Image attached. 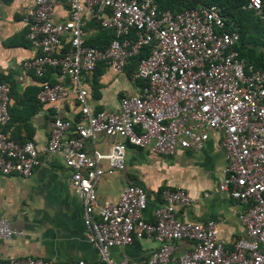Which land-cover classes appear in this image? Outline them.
<instances>
[{"label":"built area","instance_id":"1","mask_svg":"<svg viewBox=\"0 0 264 264\" xmlns=\"http://www.w3.org/2000/svg\"><path fill=\"white\" fill-rule=\"evenodd\" d=\"M32 2L23 21L26 40L37 54L22 62L23 76L31 73L38 80L57 73L55 82H40L36 95L41 105L55 109L43 153L62 156L69 184L83 205L86 237L99 253L98 261L76 264H264V70L240 56L239 33L227 25L220 8L202 4L174 13L159 11L155 0ZM58 2L68 8L67 19L59 22L53 19ZM262 8V0L243 6L257 14ZM90 21L114 34L104 47L86 44L84 27ZM141 52L146 56L133 75L143 82L138 91L122 96L116 112L93 108L88 83L97 66L123 73ZM10 93L11 84L0 81V175L28 177L44 162L34 141L19 142L5 130ZM71 93L81 114L75 122L57 111ZM210 132L218 134L225 161L217 191L243 206L238 219L245 235L231 245L219 237L215 219L177 217V206L192 200L182 188L161 191L152 220L143 216L147 193L135 184L125 185L117 201L98 203L96 185L106 173L102 164L123 171L128 145L160 156L198 152ZM98 134L122 141L102 152L95 146ZM21 235L0 217V240ZM146 236L159 244L146 261L111 258L113 247ZM175 241H190L193 248L174 255ZM0 264L53 263L11 256Z\"/></svg>","mask_w":264,"mask_h":264},{"label":"crops","instance_id":"2","mask_svg":"<svg viewBox=\"0 0 264 264\" xmlns=\"http://www.w3.org/2000/svg\"><path fill=\"white\" fill-rule=\"evenodd\" d=\"M32 5V0H0V76L13 82L10 93L12 118L5 130L18 140L34 141L44 162L28 177L0 175V217L23 232L21 236L0 240V260L11 256H33L53 264H76L79 260L93 263L99 260V253L86 237L84 209L69 184L70 171L61 155L46 156L43 153L55 109L36 105L32 92L26 93L27 89L38 84L31 73L23 76L21 69L24 60L37 54L26 40L23 21L25 11ZM67 17L66 4L58 2L53 19L59 22ZM86 29L88 35L95 30L90 26ZM21 77L23 81L19 79ZM56 78L55 71L46 75L51 82ZM89 78V102L96 110L106 112L118 111L120 98L136 93L141 86L131 71L116 73L104 64H99ZM70 85L68 82L69 88ZM57 109L60 117L74 122L80 120L79 106L72 93ZM114 141L122 139L98 134L95 146L107 152ZM217 141L218 134L210 132L202 150L179 151L170 156L155 155L128 145L123 171H110L107 164H102L106 173L96 185L98 203L117 201L125 185L135 184L147 193V208L143 216L152 220L154 210L162 202L160 189L182 188L192 200L177 206V217L192 222L215 219L219 237L231 245L245 235L238 219L243 206L217 191L225 165ZM86 148L91 151L92 143L87 142ZM205 193L209 195L205 196ZM173 244V253L177 256L193 248L190 241H175ZM158 247L157 241L146 236L130 245L113 247L110 256L116 260L125 256L133 262L146 261Z\"/></svg>","mask_w":264,"mask_h":264},{"label":"trees","instance_id":"3","mask_svg":"<svg viewBox=\"0 0 264 264\" xmlns=\"http://www.w3.org/2000/svg\"><path fill=\"white\" fill-rule=\"evenodd\" d=\"M155 2L159 11L162 12L169 10L174 13L202 4L217 5L226 19L227 25L230 27L233 26L239 33V42L236 48L240 56L247 64H252L256 68L264 70V0H262L263 8L260 14H257L254 10L243 9V6L246 5L249 0H155ZM88 26L95 28V30L89 35L86 29ZM84 32L86 33V44L92 46L104 47L114 38V34L111 31L100 28L92 21L86 24ZM259 48H263V51H259ZM142 56H146V52H141L139 55L132 57L126 70L131 71L134 75L137 70L138 62ZM45 80H47L46 77L38 79L36 87L26 90V93L32 92V100L36 103V105L40 104L36 97L39 90V84ZM0 81H9V79L4 76H0ZM139 82L140 85L143 84L141 80H139ZM11 85L12 91L13 82ZM9 111L12 118L10 108ZM10 136L19 142H24L14 138L12 135ZM162 190L163 188L160 189V192Z\"/></svg>","mask_w":264,"mask_h":264}]
</instances>
